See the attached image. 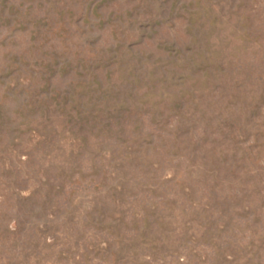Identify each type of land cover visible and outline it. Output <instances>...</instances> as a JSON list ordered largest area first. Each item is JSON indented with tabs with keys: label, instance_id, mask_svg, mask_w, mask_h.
<instances>
[{
	"label": "rangeland",
	"instance_id": "obj_1",
	"mask_svg": "<svg viewBox=\"0 0 264 264\" xmlns=\"http://www.w3.org/2000/svg\"><path fill=\"white\" fill-rule=\"evenodd\" d=\"M0 264H264V0H0Z\"/></svg>",
	"mask_w": 264,
	"mask_h": 264
}]
</instances>
